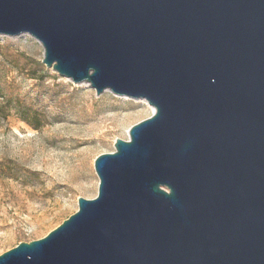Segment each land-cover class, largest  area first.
Segmentation results:
<instances>
[{
    "label": "water",
    "instance_id": "water-1",
    "mask_svg": "<svg viewBox=\"0 0 264 264\" xmlns=\"http://www.w3.org/2000/svg\"><path fill=\"white\" fill-rule=\"evenodd\" d=\"M151 117L98 190L0 264H264V0H0V36Z\"/></svg>",
    "mask_w": 264,
    "mask_h": 264
},
{
    "label": "rangeland",
    "instance_id": "rangeland-1",
    "mask_svg": "<svg viewBox=\"0 0 264 264\" xmlns=\"http://www.w3.org/2000/svg\"><path fill=\"white\" fill-rule=\"evenodd\" d=\"M30 36H0V254L44 238L94 199V160L152 115L145 102L76 85Z\"/></svg>",
    "mask_w": 264,
    "mask_h": 264
},
{
    "label": "bare ground",
    "instance_id": "bare-ground-1",
    "mask_svg": "<svg viewBox=\"0 0 264 264\" xmlns=\"http://www.w3.org/2000/svg\"><path fill=\"white\" fill-rule=\"evenodd\" d=\"M83 86H88L87 84H81ZM124 99H129V98H126L124 97ZM133 101H136V102H145L147 104V102L145 100H133ZM148 105V104H147ZM149 106V105H148ZM150 107V106H149ZM152 113L154 112V109L152 107H150Z\"/></svg>",
    "mask_w": 264,
    "mask_h": 264
},
{
    "label": "trees",
    "instance_id": "trees-1",
    "mask_svg": "<svg viewBox=\"0 0 264 264\" xmlns=\"http://www.w3.org/2000/svg\"><path fill=\"white\" fill-rule=\"evenodd\" d=\"M1 116V115H0ZM1 117H3V118H6L4 115L3 116H1Z\"/></svg>",
    "mask_w": 264,
    "mask_h": 264
}]
</instances>
